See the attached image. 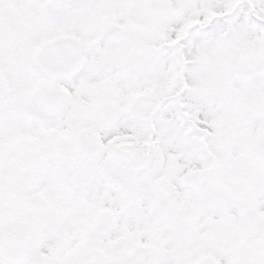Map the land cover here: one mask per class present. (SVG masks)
Returning a JSON list of instances; mask_svg holds the SVG:
<instances>
[{
  "label": "snow or ice",
  "instance_id": "6c2138e0",
  "mask_svg": "<svg viewBox=\"0 0 264 264\" xmlns=\"http://www.w3.org/2000/svg\"><path fill=\"white\" fill-rule=\"evenodd\" d=\"M0 264H264V0H0Z\"/></svg>",
  "mask_w": 264,
  "mask_h": 264
}]
</instances>
